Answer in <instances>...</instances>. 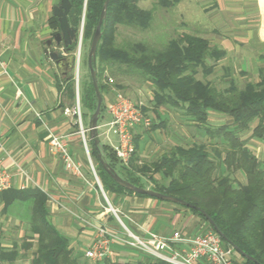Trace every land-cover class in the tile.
I'll return each instance as SVG.
<instances>
[{
  "label": "trees",
  "instance_id": "1",
  "mask_svg": "<svg viewBox=\"0 0 264 264\" xmlns=\"http://www.w3.org/2000/svg\"><path fill=\"white\" fill-rule=\"evenodd\" d=\"M104 1L71 0L76 11L75 19L71 22L74 28L77 29L83 11L85 12L84 41L90 40L91 43ZM141 1L145 0L109 2L93 62L101 96L111 89L120 88V85L113 84L115 88L110 89L104 82L110 79L107 76L108 70L116 67L121 74H132L141 84L149 83L153 86L155 108L180 110L188 122L204 127L211 142L223 147L219 149L215 146L211 156L203 144L174 146L156 161L139 166L135 145L129 167H124L113 150L102 144L103 157L122 179L131 184L178 198L201 209L233 246L254 258L258 264H264V161L259 160L247 146L249 138L264 141V70H259L260 81L257 83L248 82L242 89H238L229 79L227 87L221 89L211 81L197 78L199 69L204 75L212 71L213 66L207 65L208 60L216 64L225 56L224 51L211 46L205 38L181 34L168 41L162 49L151 48L142 42L126 48L116 46L117 27L141 30L149 28L153 11L140 9L138 4ZM178 2L179 0H158V4L164 7H172ZM51 24L57 32L59 24L54 16ZM75 47L76 45L71 46L68 53ZM87 77L88 81L80 91L81 107L87 111V114H82V118H90L97 103L90 75ZM63 83L66 84L68 98L74 100V78L68 75ZM105 109L107 107L102 97L100 117ZM209 112L231 118L232 124L207 126ZM159 126L160 123L153 122L150 129L156 130ZM249 129V137H244ZM90 154L98 165V176L105 191L151 198L134 194L116 184L98 163L97 151L91 140ZM236 171L244 174V184L233 178ZM142 178L149 180L152 187L142 183ZM0 203L3 205V213L13 216L15 210L22 213L19 219L25 229L23 238L27 241L23 244L24 249L30 250L33 248L32 242H35L31 264H84L69 249V239L50 222L46 196L40 190L10 188L0 192ZM177 206L196 215L213 230L201 213ZM222 242L229 246L223 240ZM235 255L241 257L242 264H255L237 252ZM18 256L16 244L13 245V250L5 251L0 248V262L13 264ZM98 263L168 264L146 258L126 262L104 259Z\"/></svg>",
  "mask_w": 264,
  "mask_h": 264
},
{
  "label": "crops",
  "instance_id": "2",
  "mask_svg": "<svg viewBox=\"0 0 264 264\" xmlns=\"http://www.w3.org/2000/svg\"><path fill=\"white\" fill-rule=\"evenodd\" d=\"M190 1L198 15L208 22L213 21L214 31L219 36L211 41V46L225 52L223 60L229 62L239 57L241 61L245 60L246 57L241 56L240 51L250 48V42L255 41L258 49L252 50L250 55L256 57L258 62H264V0ZM59 2L0 0V163L11 174L12 189H38L45 194L50 222L69 239V249L84 264H99L85 258V252L95 240L96 227L106 226L114 233L121 234L115 218L102 208L107 202L121 212V219L126 226L139 236H144L145 232L168 235L173 231L189 236L201 231L207 224L176 204L103 189L98 165L90 154V118H82L85 113L80 104L82 76H77L74 100L68 98L66 84L63 83L73 70L79 75L80 59L62 75L58 65L45 53L46 42L56 33L51 19L52 9ZM127 86L103 93L105 106L122 90L140 101H143V96H149L154 106V88L151 84H142L141 88L133 91ZM76 106L80 109V119L71 112L66 113V110L71 111ZM143 109L148 110L146 106ZM152 110L146 113L151 114L157 124L160 123L157 131L148 133L139 128L134 132L138 165L143 164L141 159L157 156V160L172 147L180 146L173 144L168 148V134L165 137L160 135L161 141L156 144L147 140L149 135L158 136L159 130L163 133L173 115L177 117L181 113L178 109L166 107L154 106ZM211 116L224 115L209 112L208 126H211ZM109 121L110 115L105 109L99 118L97 130L101 144L111 148V144H115L112 138L116 142V136L113 131L105 135L104 126ZM215 125L229 124L215 122ZM49 134L62 138L81 165L84 179L66 171L61 159L50 152ZM189 135L193 137V134ZM166 146L168 149L164 151ZM152 149L153 154H150ZM141 181L147 187H152L149 180L142 178ZM2 207L0 203V248L8 251L13 250L15 243L12 238L17 236L12 234V230H17L14 227L20 225V220L1 212ZM21 225L18 232L22 238L25 229L23 223ZM111 252V260H137L135 251L117 243L111 245ZM0 264L9 263L2 261Z\"/></svg>",
  "mask_w": 264,
  "mask_h": 264
},
{
  "label": "rangeland",
  "instance_id": "3",
  "mask_svg": "<svg viewBox=\"0 0 264 264\" xmlns=\"http://www.w3.org/2000/svg\"><path fill=\"white\" fill-rule=\"evenodd\" d=\"M139 8L142 10H152L153 11V19L149 26V28L145 30H141L138 28H127L123 26L117 27L116 31V46L118 47H130L133 44L137 42H142L147 45H149L151 48L154 49H162L166 46L168 41H170L173 38H176L177 36H180L181 34H190V35H196L202 38H205L209 41L211 45V41L213 39H217L219 34H216L214 31V24L212 22H208L206 18L203 16H200L197 14V11L195 9L194 4L190 0H179V2L172 6V7H164L162 5L158 4V0H145L139 2ZM85 12L83 11V14L81 16L80 22L77 26L79 34V42L74 48V50L69 53L72 55H78V60L80 59V71L79 75H77V71L73 70L69 76H72L74 78V88L76 89L77 85V76H82V79H80V86L83 87L84 84L87 83L89 76V70L87 67V56L89 52V45L90 40L84 41L83 34H84V24H85ZM59 29L57 30V32ZM257 50L258 45L255 41L250 42V48L245 49L242 52L241 56H245L246 59L241 61V58L232 59L231 61L227 62V60L221 59L218 63H214V61L208 60L207 65L213 66V69L210 73L207 75H204V73L199 69L197 78L201 81H211L214 85H216L218 88H226L227 82L229 79H231L236 87L238 89H242L246 83L253 82L257 83L260 81L259 77V69H264V62L260 63L258 60H256V57H252L250 53H252V50ZM112 68V67H111ZM107 76L110 77L111 81L106 82L104 81L109 87L108 88H115L113 84L120 85L123 87L129 88L130 90H136L141 88L142 84L140 81L134 77L132 74H121L118 70V68H112L109 69L107 72ZM205 76V77H204ZM122 93L124 96L129 98L132 102L136 104V106L142 110L143 112L153 111V104L151 103L149 96H143V101H140L135 98V96H131V94H128L127 91L122 90ZM104 102V101H103ZM144 104V105H143ZM144 106L148 108L147 111H144ZM148 111V112H149ZM83 112V111H82ZM87 114V111H85ZM89 114V113H88ZM151 117L152 115L149 114ZM171 123H169L168 128L162 133L159 130L158 136H148L147 140H151L152 143L156 144L160 140V138L163 136L165 137L166 134H168L169 145L168 148L172 147L173 144L175 145H182V146H189L193 143L195 144H203L206 146L208 152L212 156V150L216 146L219 149H222V145L218 144L216 142H211L210 139L205 136L204 134V127H197L196 125H192L190 122L186 120L185 117L179 113V115L176 117V115L172 117ZM156 119L152 117V122L156 123ZM215 122H227L229 125L232 124L231 118L227 116H211L209 123L211 124L210 127H215ZM214 124V125H213ZM208 126V125H207ZM148 133H154L152 129L146 130ZM157 131V130H156ZM193 134V137L190 138L189 134ZM244 137H249L250 129L249 131L244 133ZM161 135V137H160ZM190 138V139H189ZM113 143H115L114 138ZM161 141V140H160ZM218 142V141H217ZM216 143V144H214ZM247 146L255 152L256 157L264 161V141H259L256 138H249L247 141ZM90 147V146H89ZM158 148H160L159 145H157ZM167 146L164 151H167ZM150 154H153V149L149 152ZM224 154L222 153V157ZM156 157H149V159H141L143 164H150L156 160ZM94 161V160H93ZM141 166V165H139ZM233 178L236 179L240 184L245 183V176L242 172L236 171L233 174ZM146 179V178H145ZM149 184V183H147ZM103 187V186H102ZM22 213L19 211H14V216L18 219L22 216ZM20 220V219H19ZM22 221H20L19 226H15L14 231L12 234L14 236H17L15 238H12L13 243L16 244L17 250L19 252L18 258L15 260L16 264H31L32 259V253L35 248V242H32L33 248L30 250H25L23 247V244H25L27 241L24 240V238L19 236V229H21ZM13 228V227H12ZM208 229L207 226L203 227L202 230ZM17 232V233H16ZM228 247V246H227ZM137 254V260H140L142 258V255ZM233 257H234V264H242L241 257L235 255V252L233 251ZM88 260V259H87ZM136 260V261H137ZM14 263V262H13Z\"/></svg>",
  "mask_w": 264,
  "mask_h": 264
},
{
  "label": "built area",
  "instance_id": "4",
  "mask_svg": "<svg viewBox=\"0 0 264 264\" xmlns=\"http://www.w3.org/2000/svg\"><path fill=\"white\" fill-rule=\"evenodd\" d=\"M70 112L80 119L79 106L71 111L66 110V113ZM107 112L110 121L104 126L105 135L111 131L115 133L116 142L111 144V149L119 163L129 167L135 153L134 132L139 128L149 130L153 123L152 117L140 110L122 93H116L107 106ZM48 143L50 152L61 159L65 170L84 179L81 165L74 159L62 138L49 134ZM95 179L100 186L96 175ZM10 188L11 174L0 163V192ZM102 208L115 218L121 234L114 233L106 226L96 227L95 240L85 252V258L88 260L100 262L109 259L112 254L111 245L117 243L142 255L141 259L168 264H234V250L230 246H225L221 237L209 228L189 236L183 235L180 231H173L168 235L145 232L144 236H139L126 226L118 209L113 208L108 202Z\"/></svg>",
  "mask_w": 264,
  "mask_h": 264
},
{
  "label": "water",
  "instance_id": "5",
  "mask_svg": "<svg viewBox=\"0 0 264 264\" xmlns=\"http://www.w3.org/2000/svg\"><path fill=\"white\" fill-rule=\"evenodd\" d=\"M109 2L110 0H105L103 3L100 17L98 19V23L95 28L94 34H93L90 47H89L88 56H87V66L89 70V75H90L91 83L93 85L96 100H97L95 111L90 117L88 130H89V137H90V140L92 141L93 148L97 151L96 157H97L98 163L101 165L102 169L108 174V176L116 184H118L119 186H121L127 191H130L134 194L149 196L151 198H154L160 201L170 202L176 205L186 207L188 209L198 211L205 217L208 224L221 237V239L225 243H227L235 252H237L239 255H241L246 260H249L255 264H258V262L254 258L245 255L241 250L233 246L224 237V235H222L219 232V230L216 228L214 223L209 219V217L205 214L204 211L178 198L167 196V195L155 192L151 189L140 188V187H137L131 184L130 182L122 179L117 174V172L105 161L102 151H101L102 144L100 142L99 134L97 130L98 121H99L100 114H101L102 96L99 90L96 70L93 67V62L96 57L97 46L101 38V26L103 25V22L106 19ZM75 14H76V11H75V8L72 7L71 0H60L59 4L54 6L52 9V15L55 18H57V21L59 24V31L53 35L51 40H48L46 42L47 48H46L45 53L52 62L58 65V68L59 70H61L62 75H65L67 73V69H72L74 67L75 62L77 61L76 55L68 54V49L73 45H77L80 40L79 38L80 32L78 31V29L74 28L71 25V22H73L75 19Z\"/></svg>",
  "mask_w": 264,
  "mask_h": 264
}]
</instances>
